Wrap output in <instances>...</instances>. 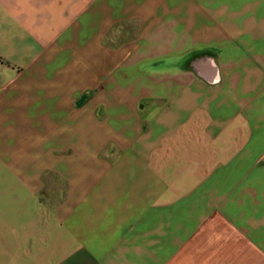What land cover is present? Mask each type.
<instances>
[{
  "label": "crops",
  "instance_id": "obj_1",
  "mask_svg": "<svg viewBox=\"0 0 264 264\" xmlns=\"http://www.w3.org/2000/svg\"><path fill=\"white\" fill-rule=\"evenodd\" d=\"M0 264H264V0H0Z\"/></svg>",
  "mask_w": 264,
  "mask_h": 264
}]
</instances>
